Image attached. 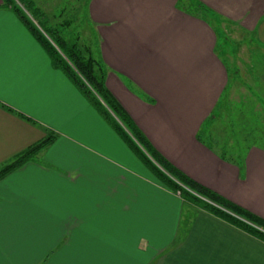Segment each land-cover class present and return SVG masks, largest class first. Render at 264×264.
Here are the masks:
<instances>
[{
    "label": "crops",
    "instance_id": "0c3cea01",
    "mask_svg": "<svg viewBox=\"0 0 264 264\" xmlns=\"http://www.w3.org/2000/svg\"><path fill=\"white\" fill-rule=\"evenodd\" d=\"M87 20L153 149L264 220V146L245 120L264 140V56L236 58L242 72L220 44L231 31L263 50L264 0H88ZM51 135L0 180V264H264V240L163 185L0 0V170Z\"/></svg>",
    "mask_w": 264,
    "mask_h": 264
},
{
    "label": "trees",
    "instance_id": "16d2710c",
    "mask_svg": "<svg viewBox=\"0 0 264 264\" xmlns=\"http://www.w3.org/2000/svg\"><path fill=\"white\" fill-rule=\"evenodd\" d=\"M2 1L28 27L49 56L54 68L65 75L163 185L174 192H180L187 201L264 240V232L259 230H264L263 219L191 180L153 149L129 115L109 92L106 86L107 71L105 66L95 59L91 48L80 46L78 39H68L63 36L62 33L69 26L68 23L60 25L59 28L52 27L48 18L33 0ZM24 11L30 14L31 19ZM53 140L52 135L48 136L3 167L0 170V180L32 160Z\"/></svg>",
    "mask_w": 264,
    "mask_h": 264
},
{
    "label": "rangeland",
    "instance_id": "374dc122",
    "mask_svg": "<svg viewBox=\"0 0 264 264\" xmlns=\"http://www.w3.org/2000/svg\"><path fill=\"white\" fill-rule=\"evenodd\" d=\"M33 1H34L36 6L38 5L42 9V12L49 19V22L52 25V27L57 26L59 28L60 25H64L66 23L69 24V26L65 28L64 33H62L64 37H66L68 39L69 38L70 39L71 38L78 39L80 46H83L84 48H86V47L91 48L92 51H95L96 38H95L94 32L92 30V26L89 24V20H87V3H88V0H36V1L33 0ZM24 12L28 16V18L31 19L30 14L26 11H24ZM36 20H34V21L37 23ZM225 34L228 37L225 36ZM220 35H221L220 44L223 45L225 42H227L226 45L229 44L227 46V48L225 49L226 54H229V56L233 57V59H234L233 67H235V69H236V67H238L239 71L244 72V65L239 66V64H238L236 66V58L238 59V58H240V56H242V57L264 56V49L263 50L259 49L255 45L253 38L249 34L233 33L231 31H226L225 33H220ZM227 38L228 39L231 38L230 39L231 43H228L229 41H227L228 40ZM243 38L244 39L247 38L248 41H250V42H248V43L245 42V44L243 46H240L239 43L241 42V40ZM246 66H247V70L251 72L253 70V68H251V67L252 66L254 67V64L249 65V63H246ZM240 68H242V69H240ZM253 76L254 75H252L251 78ZM247 80L250 81V77H247ZM234 90H235V92H234V96H233ZM231 94L233 96L232 101L235 100L234 99L235 97H236V99H240L242 101V99L245 98L244 94H249V93L244 86H241V85L239 86V84H238V85H236V87H234V89L231 92H229V94H227V96L229 97V96H231ZM242 96H243V98H242ZM247 98H249L248 95H247ZM225 102H227L226 99H225ZM248 102H249V105L251 107H253V110H254L256 108L255 102L250 100V99L248 100ZM229 114H231V113H229ZM232 114L235 115V117L237 118L236 121H239V116H238L239 113H233L232 112ZM247 116L245 115V120L247 119L246 121L248 124V130L253 131L252 132L253 134L250 135L251 137H253V142H255L256 144H260V145L264 146V140L260 139L259 135H255L256 134L255 125L259 124L258 118L254 117L253 113L251 114L250 112L248 113ZM251 116L253 117L252 119H251ZM227 119L229 120L228 117H227ZM231 119H232V117H230V120ZM261 130L264 131V129H262L259 126V130L257 129V131H261ZM236 131L238 132V128H236ZM175 193H177L178 195H180L183 198V196L181 195L180 192H175ZM255 228L259 229L257 227H255Z\"/></svg>",
    "mask_w": 264,
    "mask_h": 264
}]
</instances>
